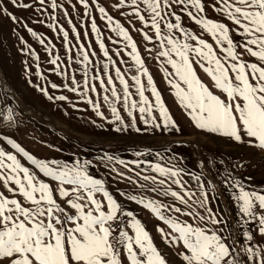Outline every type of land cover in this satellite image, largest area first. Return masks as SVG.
Wrapping results in <instances>:
<instances>
[{
  "label": "rangeland",
  "instance_id": "obj_1",
  "mask_svg": "<svg viewBox=\"0 0 264 264\" xmlns=\"http://www.w3.org/2000/svg\"><path fill=\"white\" fill-rule=\"evenodd\" d=\"M18 2L33 5L32 8L24 9L7 4L9 11L20 20L19 24L0 14V147L17 155L24 166L48 183L54 198L69 214H74L75 210L71 209L64 197L59 196V182L40 173L7 139H13L38 159L57 160L69 166L77 161L81 164L89 161L88 173L93 178L103 180L106 189L122 207L141 220L167 264H184L181 253L186 250L182 244L166 243L157 229L163 228L165 233L172 232L169 225L159 220L143 205L128 198L130 195L146 196L166 205L177 204L184 207L178 205L171 196L150 191L156 185L151 180H144V176L164 179L154 171L156 164L179 169V178L186 189L196 193V198L201 197L203 185V191L208 194V206L217 214V218L225 221L222 225L208 227L222 229L221 234L226 236L227 242H237V251L244 242L245 232L254 234V240L249 243L264 245V237L258 232V222L250 220L247 224L241 223L233 189L230 184L224 183L225 178L231 174L243 183L246 190L264 194V148L250 143L247 136L243 137L244 142H236L222 134L195 126L175 96V88L168 83L173 78L168 75L174 73L173 66L167 63V57L159 55L165 48H170V45L165 43L161 47L160 37L151 26L150 15L142 2L138 3V7L140 14L149 21L147 24L133 12L135 6L131 5V0H125L124 7L119 9L116 7L117 0H89V8H85L79 0H56V8L51 7V0H44L43 6L37 0ZM204 3V15L226 24L234 43L242 45L244 37L237 31V26L226 15L213 8L212 5H218L219 0H204ZM99 6L105 7L114 18L112 23L99 12ZM41 7L47 11H37ZM174 11L181 15L183 27L212 44L217 56L223 59L224 53L210 33L185 13H180L178 7L174 6ZM93 17L99 31L92 26ZM168 18L175 22L174 18ZM116 21L127 29L136 49H133L130 41L114 30ZM27 28H32L38 36H33ZM65 31L67 36L64 35ZM174 34L181 40L184 39L181 33ZM161 35H169L163 22ZM41 38L44 40L43 44L40 43ZM101 42L104 47H101ZM237 51L246 62L261 63L242 48L238 47ZM84 52H87L89 58L87 63L83 61ZM134 52L142 58L143 67L136 63L132 55ZM172 56L176 58L174 53ZM54 59L56 64L52 63ZM190 59L201 81L215 95L227 101L226 94L215 86L214 81L197 62L198 57L190 54ZM117 68L127 81L132 98L137 100L139 96L133 77L147 69V73L142 76L145 95L149 100H154L151 85L148 83L150 74L177 127L171 131L155 128L146 130L137 113L136 127L141 128L140 132L131 126L117 132V124L108 122L112 119L111 106L104 100L105 94L111 99L112 85L108 81L109 75L115 83L116 91L123 95V85L116 73ZM73 76L75 83L81 86L78 92L70 91L68 87L74 83ZM99 78H103V85ZM85 80L88 81V88L84 87ZM53 84L57 87L53 88ZM92 85H95V90H92ZM40 88H47V93L41 92ZM105 88L109 90L107 93ZM61 95L67 99H48V96ZM89 99L93 103H89ZM93 104H99V111L104 113L103 117L97 114ZM115 106L120 109L125 123H129L123 104L116 103ZM196 177L200 179L197 180ZM167 184L183 194V189L178 185L172 184L170 180ZM64 187L70 189L73 186L65 184ZM0 191L9 198L20 200L24 206L32 207L31 202L18 192L15 195L9 192L2 181ZM97 197L105 201L106 207L103 194L97 193ZM200 211L203 212L202 209ZM180 218L192 222L190 217ZM129 233L132 234L131 229ZM120 251L126 261L123 248Z\"/></svg>",
  "mask_w": 264,
  "mask_h": 264
},
{
  "label": "snow or ice",
  "instance_id": "obj_2",
  "mask_svg": "<svg viewBox=\"0 0 264 264\" xmlns=\"http://www.w3.org/2000/svg\"><path fill=\"white\" fill-rule=\"evenodd\" d=\"M79 2L85 8L90 7L89 0ZM139 2L146 6L150 24L160 37L161 47H164L165 43L170 45V48H165L159 55L167 57V63L173 66L174 73L168 74L173 78L168 83L175 88V96L195 126L222 134L236 142H244L243 137L247 136L250 143L264 148V0H219L218 5H212L237 26V31L244 37V43L239 46L234 43L226 24L204 15V0H131V5L135 6L133 12L147 24L149 21L140 14ZM8 3L24 9L33 7L30 3L21 4L18 0H0V14L6 15L16 24H19L20 20L9 11ZM37 3L43 6L44 0H37ZM124 4L125 0H117L116 7L122 8ZM174 6L215 38V43L224 53L223 59L217 56L212 44L182 26V17L174 11ZM51 7H58L56 0H51ZM40 10L47 11L43 7L37 9ZM99 12L105 15L109 23L113 22L114 18L108 14L105 7L99 6ZM168 17L174 18L175 22ZM161 22L168 29L169 35L166 37L161 35ZM115 24L114 30L118 35L130 41L133 49H136L127 29L119 21ZM92 26L99 31L96 29L94 17ZM27 31L33 36H38L32 28H27ZM175 32L181 33L184 39L181 40ZM64 35H68L67 31ZM40 43H44L42 38ZM101 47H104L102 42ZM238 47L251 57H256L261 63L243 60L241 53L237 51ZM173 53L176 58H173ZM190 54L198 57L197 62L208 73L215 86L226 94L227 101L215 95L201 81L193 67ZM105 55H108L106 50ZM132 55L136 63L143 67L142 58L135 52ZM88 59L87 52H84L83 61L87 63ZM52 63L56 64V60H52ZM116 73L123 85V95L116 91L115 83L109 75L108 81L112 85L111 99L105 94L104 100L111 106L112 119L108 122L117 124V132L127 130L130 126L140 132L141 128L136 127L137 113L146 130L155 128L171 131L177 127L150 74L148 83L151 85L154 100H149L145 95L142 76L147 73V69L133 77L137 85L138 100L132 98L129 85L120 75L119 68ZM99 79L103 85V78ZM72 80L74 83L68 86L69 90L80 91L81 86L75 83L74 76ZM52 87L56 88L57 85L53 84ZM84 87L88 88L87 80L84 81ZM40 90L47 93V88ZM92 90H95V85H92ZM108 91V88H105V93ZM48 99L64 101L67 98L61 95L48 96ZM89 103L93 101L89 99ZM116 103L123 104L129 123H125L120 109L115 106ZM93 107L98 115L104 116V113L99 111V104H93ZM7 142L23 153L40 173L59 182V196L64 197L75 212L69 214L54 198L48 183L39 179L29 167L24 166L17 155L0 147V181L9 192L14 195L18 192L32 205L26 207L20 200L9 198L0 191V264H167L141 220L122 207L106 189L103 180L93 178L88 173L89 161H84L83 164L77 161L69 166L57 160H42L30 154L13 139H7ZM154 171L164 179L144 176V180H151L156 185L150 191L162 196H171L178 205L184 207L177 204L166 205L146 196L130 195L128 198L143 205L159 220L169 225L172 232L165 233L163 228L157 230L166 243L183 245L186 250L181 253L184 264H264V245L249 243L254 240V234L251 232L244 233V242L237 251V242H227L226 236L221 234L222 229L208 227L222 225L225 221L217 218V214L208 206V194L203 191V185L201 197L196 198V193L186 189L179 178V169L156 164ZM169 180L183 189V194L173 190L167 184ZM224 183L230 184L233 189L241 223L257 221L258 232L264 237V194L246 190L243 183L231 174L225 178ZM65 184L73 187L66 188ZM97 193H102L105 197L106 207L105 201L99 199ZM181 216L190 217L192 222L181 219ZM121 248L126 255V261L121 256Z\"/></svg>",
  "mask_w": 264,
  "mask_h": 264
}]
</instances>
